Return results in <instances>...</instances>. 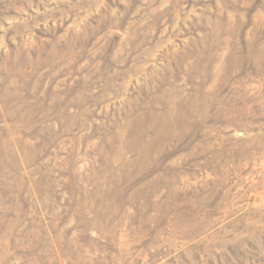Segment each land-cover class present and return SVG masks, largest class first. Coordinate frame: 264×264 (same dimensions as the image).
<instances>
[{
    "label": "rangeland",
    "instance_id": "rangeland-1",
    "mask_svg": "<svg viewBox=\"0 0 264 264\" xmlns=\"http://www.w3.org/2000/svg\"><path fill=\"white\" fill-rule=\"evenodd\" d=\"M0 264H264V0H0Z\"/></svg>",
    "mask_w": 264,
    "mask_h": 264
}]
</instances>
